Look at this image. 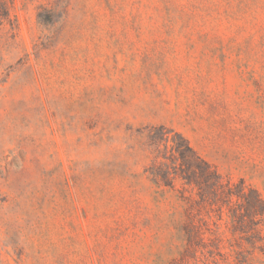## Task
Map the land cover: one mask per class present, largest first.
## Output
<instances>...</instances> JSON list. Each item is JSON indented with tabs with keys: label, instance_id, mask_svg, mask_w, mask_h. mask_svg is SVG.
Wrapping results in <instances>:
<instances>
[{
	"label": "rangeland",
	"instance_id": "1",
	"mask_svg": "<svg viewBox=\"0 0 264 264\" xmlns=\"http://www.w3.org/2000/svg\"><path fill=\"white\" fill-rule=\"evenodd\" d=\"M199 158L264 198V0H0V264H264Z\"/></svg>",
	"mask_w": 264,
	"mask_h": 264
},
{
	"label": "trees",
	"instance_id": "2",
	"mask_svg": "<svg viewBox=\"0 0 264 264\" xmlns=\"http://www.w3.org/2000/svg\"><path fill=\"white\" fill-rule=\"evenodd\" d=\"M187 148L189 151L194 152L192 147L190 145H187ZM201 167L205 172V175L208 176L210 179L208 181V185H210V191L213 194V199H216L217 201H224L227 203L230 208L235 205L240 204L243 205L246 209L247 214H243V219H241V225L242 228H247L249 225H253L250 230L257 232V242H263L264 236L260 233V228L257 227L259 223H262L264 221V198L262 195L254 188H252L250 185H247L244 180H241L239 184H235L232 182L230 178H227V181H225L224 177L217 171V169L212 166L210 163L205 161L204 159H200ZM251 208L253 209V212L251 211ZM232 209V208H231ZM261 217L258 221L257 218ZM236 218V224H237V217ZM249 229V228H247ZM249 230V231H250ZM187 242L184 249V252L182 253V261L175 262V264H191L188 259V252L194 254V252L197 251V248L192 247V240L189 239V235H186ZM199 240L201 243V252L205 255H210L212 257H215L216 253L214 249H218L219 244V238H214L212 240H205L199 237ZM252 241V244H255ZM188 254V255H187Z\"/></svg>",
	"mask_w": 264,
	"mask_h": 264
}]
</instances>
